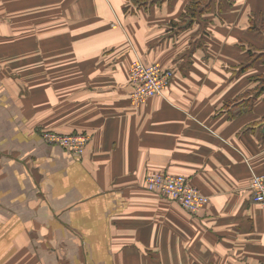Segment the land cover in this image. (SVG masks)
Segmentation results:
<instances>
[{
  "label": "crops",
  "instance_id": "obj_1",
  "mask_svg": "<svg viewBox=\"0 0 264 264\" xmlns=\"http://www.w3.org/2000/svg\"><path fill=\"white\" fill-rule=\"evenodd\" d=\"M134 1L0 0V264H264V0L193 22L195 0ZM137 57L174 72L164 96L132 100ZM154 173L209 205L151 192Z\"/></svg>",
  "mask_w": 264,
  "mask_h": 264
},
{
  "label": "built area",
  "instance_id": "obj_2",
  "mask_svg": "<svg viewBox=\"0 0 264 264\" xmlns=\"http://www.w3.org/2000/svg\"><path fill=\"white\" fill-rule=\"evenodd\" d=\"M173 78L174 72L171 69H162L157 65L147 64L137 57L129 69L132 100L143 104L148 99L164 96ZM41 137L45 143L69 150L78 156L84 155L90 142V137L86 135L67 136L43 132ZM146 185L150 191L177 202L191 214L199 213L210 203V198L197 190L184 176L154 173L147 177ZM251 187L254 202L264 207V175H254Z\"/></svg>",
  "mask_w": 264,
  "mask_h": 264
},
{
  "label": "trees",
  "instance_id": "obj_3",
  "mask_svg": "<svg viewBox=\"0 0 264 264\" xmlns=\"http://www.w3.org/2000/svg\"><path fill=\"white\" fill-rule=\"evenodd\" d=\"M222 2L223 0H195L190 12L187 13L186 17H184L185 22L189 19H191L190 21L193 22L195 18H201L202 15L209 14L211 10H214L219 17L222 14V11L220 10ZM200 4H202V6ZM260 30L262 31V34H264V28H261ZM257 58L258 60L264 59V53L259 55ZM263 91L264 85L262 86V89L259 91L258 95Z\"/></svg>",
  "mask_w": 264,
  "mask_h": 264
},
{
  "label": "rangeland",
  "instance_id": "obj_4",
  "mask_svg": "<svg viewBox=\"0 0 264 264\" xmlns=\"http://www.w3.org/2000/svg\"><path fill=\"white\" fill-rule=\"evenodd\" d=\"M160 0H138V2H135V7L136 8H143L145 6H148L150 3H155V2H159ZM202 6V4H200ZM118 24V23H117ZM116 24V25H117ZM116 25H111L113 28H117L118 26ZM257 56V55H256ZM143 60V59H142ZM135 61V60H134ZM133 61V62H134ZM133 62L131 63V66L133 64ZM145 62V61H144ZM147 63V62H146ZM147 64H150V63H147ZM150 65H153V64H150ZM130 66V68H131ZM262 80H261V83H260V86L264 85V77H260ZM152 192V191H151Z\"/></svg>",
  "mask_w": 264,
  "mask_h": 264
}]
</instances>
